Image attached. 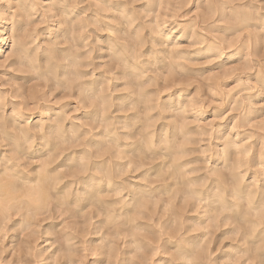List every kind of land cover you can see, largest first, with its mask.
I'll return each instance as SVG.
<instances>
[{
	"label": "rangeland",
	"instance_id": "rangeland-1",
	"mask_svg": "<svg viewBox=\"0 0 264 264\" xmlns=\"http://www.w3.org/2000/svg\"><path fill=\"white\" fill-rule=\"evenodd\" d=\"M0 23V264H264V0H0Z\"/></svg>",
	"mask_w": 264,
	"mask_h": 264
},
{
	"label": "bare ground",
	"instance_id": "bare-ground-1",
	"mask_svg": "<svg viewBox=\"0 0 264 264\" xmlns=\"http://www.w3.org/2000/svg\"><path fill=\"white\" fill-rule=\"evenodd\" d=\"M55 17H56V16H55ZM15 21H16V20H15ZM6 28H7V27H5L4 25H2V23H0V49H1L2 46L6 45L7 43L10 42V40H8V38H7V36H6V32H5V31H6ZM182 31H183V30H182ZM10 32H11V30H10ZM113 32H114V31H113ZM152 35H153V34H152ZM168 36H169V35H168ZM167 40H168V39H167ZM174 49H175V48H174ZM213 49H214V48H213ZM207 51H209V50H207ZM102 53H103V52H102ZM99 54H101V53H99ZM123 55H124V54H123ZM77 57H78V56H77ZM135 58H136V57H135ZM131 68H132V67H131ZM133 71H134V70H133ZM142 71H143V70H142ZM140 76H141V75H140ZM56 79H57V78H56ZM83 81H84V80H83ZM87 87H88V86H87ZM87 89H88V88H87ZM87 89L84 90V91L87 92ZM140 89H141V88H140ZM81 92H82V91H81ZM86 92H85V93H86ZM78 94H79V93H78ZM98 95H99V94H98ZM85 98H87V97H85ZM149 100H150V99H149ZM84 102H85V101H84ZM152 103H153V102H152ZM49 108H50V107H48V109H49ZM40 115H41V114H40ZM149 118H150V117H149ZM66 119H67V118H66ZM13 120H14V119H13ZM99 121H100V120H99ZM125 121H126V120H125ZM94 122H95V121H94ZM71 123H72V122H71ZM62 125H63V124H62ZM40 126H41V125H40ZM3 127H4V126H3ZM49 127H50V126H49ZM62 127H63V126H62ZM50 128H51V127H50ZM149 128H150V127H149ZM18 130H19V129H18ZM62 130H63V129H62ZM6 131H7V130H6ZM75 131H76V130H75ZM149 132H150V131H149ZM105 133H106V132H105ZM106 134H107V133H106ZM151 136H152V135H151ZM107 137H108V136H107ZM131 139H132V138H131ZM131 139H130V140H131ZM177 139H178V138H177ZM103 140H104V138H103ZM116 140H117V138H116ZM116 140H115V141H116ZM113 143H114V142H113ZM116 144H118V143L116 142ZM119 144H120V143H119ZM134 144H135V143H134ZM180 144H181V143H180ZM18 145H19V144H18ZM121 145H122V144H121ZM121 145H118V146L122 147L123 145H122V146H121ZM124 145H125V144H124ZM131 145H133V144H129V146H131ZM17 147H19V146H17ZM93 147H94V146H93ZM125 147H127V146H125ZM115 148H116V147H115ZM154 148H155V147H154ZM119 149H120V148H119ZM126 149H127V148H126ZM106 150H107V149H106ZM127 150H128V149H127ZM18 151H19V150H18ZM87 151H88V150H87ZM124 153H125V151H124ZM48 155H49V154H48ZM125 155H126V154H125ZM108 156H109V155H108ZM111 156H112V155H111ZM121 157H122V156H121ZM124 157H125V156H124ZM160 157H161V156H160ZM2 158H3V157H2ZM108 158H109V157H108ZM0 159H1V158H0ZM119 159H120V158H119ZM129 159H131V158H129ZM135 159H136V158H135ZM6 160H7V158H6ZM8 160H9V158H8ZM10 161H11V160H10ZM109 161H110V160H109ZM128 161H129V160H128ZM145 161H146V160H145ZM158 161H159V160H158ZM4 162H5V159H4L3 163H4ZM12 162H13V161H12ZM47 162H48V161H47ZM121 162H122V161H121ZM132 162H133V161H132ZM139 162H140V161H139ZM149 162H150V161H149ZM1 163H2V162H1ZM8 163L11 164V162H8ZM8 163H7V164H8ZM13 163H14V162H13ZM108 163H109V162H108ZM125 163H126V162H125ZM130 163H131V162H130ZM165 163H166V162H165ZM4 164H5V163H4ZM133 164H134V162H133ZM126 165H128V164H126ZM11 166H13V165H11ZM18 166H19V165H18ZM18 166H17V167H18ZM142 166H143V164H142ZM171 166H172V165H171ZM171 166H170V167H171ZM0 167H1V166H0ZM15 167H16V166H15ZM15 167H14V168H15ZM19 167H20V166H19ZM104 167H105V166H104ZM134 167H136V166H134ZM11 168H12V167H10V166H8V165H7L6 168H5V165H4V168H2L3 171H2V169H1V171H0V175L2 174V175L0 176V178H1L3 175L7 174V173H8L7 171H11ZM128 168H129V167H128ZM138 168H139V167H138ZM168 168H169V166H168ZM106 169H107V167H106ZM139 169H141V168H139ZM16 170H17V168H15V171H14V172H16ZM135 170H136V169H135ZM17 171H19V170H17ZM39 171H40V170H39ZM49 171H50V170H49ZM107 171H108V170H107ZM235 171H236V170H235ZM11 172H12V174L14 173L13 170H12ZM39 173H40V172H39ZM105 173H106V172H105ZM107 173H108V172H107ZM118 173H119V172H118ZM10 174H11V173H8L7 175L11 176ZM16 174H19V173L16 172ZM16 174H15V175H16ZM20 174H21V172H20ZM20 174H19V175H20ZM19 175H18V176H19ZM33 175H34V174H33ZM159 175H160V174H159ZM24 176H27V175H24ZM54 176H55V174H54ZM164 176H165V175H164ZM171 176H173V175H171ZM11 177H12V176H11ZM15 177H16V176H15ZM15 177H12L11 179L13 180V178H14V181H15L16 178H17V177L15 178ZM21 177H22V176H21ZM37 177H38V176H37ZM37 177H36V178H37ZM44 177H45V176H44ZM44 177H43V178H44ZM49 177H50V176H49ZM91 177H92V176H91ZM18 178H20V177H18ZM31 178H32V177H31ZM31 178H29V175H28V178H25V179H24V177H23V180H25V181L28 182V183H32ZM40 178H41V179H39V178H38V179H34L33 182L36 181V184L32 183L33 185L36 186V187H35L36 189L32 187V191L34 192V194H33V193H32V194L34 195V197H35V196L38 197V198L35 197V202L37 201V203H39L40 199H41V201H42V198H43L42 195L44 194L43 192H46V191H47V190H46V191H43V190H45V189H43V186H46V185H44V184L42 185L44 179H42V176H41ZM55 178H56V177H55ZM106 178H107V177H106ZM156 178H157V177H156ZM2 179H4V178H1V180H2ZM7 179L10 180V178L7 177L5 180H3V183H4V181H6ZM21 179H22V178H21ZM47 179H48V178H47V176H46V180H47ZM50 179H51V178H50ZM90 179H91V178H90ZM104 179H105V178H104ZM17 180H19V179H17ZM23 180H19V181H22L21 183H23V182H24ZM41 180H42V181H41ZM48 180H49V179H48ZM51 180H52V179H51ZM98 180H99V179H98ZM7 181H8V180H7ZM49 181H50V180H49ZM100 181H101V180H100ZM144 181H145V180H144ZM9 182H11V181H9ZM55 182H56V181H55ZM86 182H87V181H86ZM207 182H208V181H207ZM216 182H217V181H216ZM13 183H15V182L12 181V182H11V185H12ZM16 183H18V182H16ZM16 183L14 184L15 186L17 185ZM48 183H49V182H48ZM51 183H53V182H51ZM87 183H88V182H87ZM87 183H85L86 185H84V187H86V188L89 187V185H87ZM153 183H154V182H153ZM217 183H218V182H217ZM7 184H8V183H7ZM19 184H20V183H19ZM39 184H41V185H39ZM56 184H57V183H56ZM4 185H5V184H4ZM29 185H30V184H29ZM96 185H97V184H96ZM100 185H101V184H100ZM111 185H113V184H111ZM5 186H6V185H5ZM15 186H14V188H15ZM18 186H19V185H18ZM18 186H17L16 188H18ZM23 186H25V184H24ZM23 186L21 185L20 188H19V190H20ZM54 186H55V185H54ZM106 186H107V185H106ZM231 186H232V185H231ZM238 186L240 187V185H238ZM26 187H27V186H26ZM239 187H238V190L240 189ZM242 187H243V186H242ZM2 188H3V187L0 186V189H2ZM4 188H5V187H4ZM6 188H8V187H6ZM12 188H13V187H12ZM16 188H15V190H16ZM24 188H25V187H24ZM24 188H22V189L24 190ZM44 188H46V187H44ZM51 188H52V187H51ZM82 188H83V187H82ZM86 188H84V189L86 190ZM144 188H145V187H144ZM208 188H209V187H208ZM233 188H234V187H233ZM10 189H11V188H10ZM10 189L5 190L6 192L8 191L7 193H10V195H8L9 197L11 196V192H9ZM22 189H21V191H22ZM25 189H26V188H25ZM29 189H30V188H28L27 191H29ZM118 189H119V188H118ZM15 190H14V192H15ZM30 190H31V189H30ZM80 190H81V189H80ZM147 190H148V189H147ZM206 190L208 191V189H206ZM238 190H237V191H238ZM242 190H243V191H242ZM242 190H239V191H238L237 194L240 195V197L238 196V198H242L241 195H243V194H244L243 192H245L244 189H242ZM254 190H255V189H254ZM24 191H25V195H27V193H26L27 191H26V190H24ZM24 191H22V192H23V195H22V193H20V195L18 194L19 197L22 196L21 199H22V198H24V199H26V198L29 199V198H30V199H31V198H32V194L29 195L30 193L28 192V195H29V196L26 197V196L24 195ZM149 191H150V190H149ZM158 191H159V190H158ZM240 191H241V192H240ZM6 192H5V193H6ZM14 192L12 191V193L14 194V197H16L17 200H18V199H19V198L17 197L18 195L15 196V193H14ZM16 192H17V191H16ZM19 192H20V191H19ZM68 192H69V191H68ZM79 192H80V191H79ZM116 192H117V191H116ZM145 192H146V191H145ZM169 192H170V191H169ZM200 192H201V191H200ZM208 192H209V191H208ZM246 192H247V191H246ZM254 192H255V191H254ZM3 193H4V192H3ZM3 193H1V194H2V195H5V193H4V194H3ZM42 193H43V194H42ZM98 193H99V192H98ZM195 193L197 194L196 191H195ZM249 193H250V192H248V195H249ZM16 194H17V193H16ZM47 194H48V193H47ZM165 194H166V193H165ZM205 194H206V192H205ZM235 194H236V192H235ZM251 194H252V193H250L249 196H251ZM2 195H1V196H2ZM134 195H136V193H135ZM201 195L203 196V194H201ZM252 195H253V194H252ZM254 195H255V194H254ZM254 195H253V196H254ZM24 196H25V197H24ZM30 196H31V197H30ZM43 196H44V195H43ZM210 196H211V194H210ZM210 196H209V194H208V195L205 196V198H206V199H207V198H210ZM244 196L246 197V195H244ZM260 196H262V195H260ZM9 197H8V200H11V201H12L13 199H9ZM41 197H42V198H41ZM44 197H45V196H44ZM61 197H62V196H61ZM61 197H60V198H61ZM63 197H64V196H63ZM134 197H136V196H134ZM245 197H243V198L245 199ZM3 198H4V197H2V199H3ZM16 198H15V199H16ZM131 198H132V197H131ZM137 198H138V196H137ZM158 198H159V197H158ZM214 198H215V197H213V199H214ZM218 198H219V197H218ZM246 198H248V197H246ZM251 198H252V196H251ZM251 198H249V200H250ZM259 198H260V197H259ZM21 199H19V200H20L19 202H21ZM33 199H34V198H33ZM61 199H62V198H61ZM97 199H98V198H97ZM201 199H202V198H201ZM206 199H205V200H206ZM210 199H211V198H210ZM262 199H264L263 196H262ZM262 199H261V201H262ZM0 200H1V198H0ZM22 200H23V199H22ZM44 200H45V199H44ZM134 200H135V199H134ZM203 200H204V199H203ZM246 200H248V199H246ZM3 201H5V200L3 199V200L0 201V202L2 203ZM6 201H7V200H6ZM6 201H5V202H6ZM41 201H40V202H41ZM135 201H136V200H135ZM199 201H200V200H199ZM236 201H237V200H236ZM14 202H17V201L14 200ZM19 202H17V204L15 205L16 208L19 207V206L17 207V205H18ZM22 202H24V201H22ZM22 202H21V203H22ZM33 202H34V200H33ZM200 202H201V201H200ZM225 202H226V201H225ZM256 202H258V201H256ZM8 203H9V202H8ZM10 203H12V202H10ZM21 203H20V204H21ZM220 203H221V202H220ZM262 203H263V202H262ZM4 204H5V203H4ZM6 204H7V203H6ZM12 204H13V203H12ZM12 204H11V206H10V205H9V206L12 207ZM35 204H36V203H35ZM46 204H47V203H46ZM137 204H138V203H137ZM211 204H212V203H211ZM230 204H231V203H230ZM21 205H24V204H21ZM39 205H40V204H39ZM249 205H251V204L249 203ZM255 205H256V204H255ZM257 205H259V204H257ZM257 205H256V207H257ZM36 206H37V205H36ZM6 207H7V206H6ZM256 207L253 206L252 208H253V209H256ZM25 208H26V207H25ZM123 208H124V207H123ZM258 208H259V207H258ZM8 210H9V209H8ZM256 210H258V209H256ZM9 212H10V211H9ZM0 213H1V212H0ZM7 214H8V213H7ZM1 215H2V214H1ZM257 215H258V214H257ZM2 216H3V215H2ZM115 216H116V215H115ZM256 218H257V217H256ZM113 219H114V218H113ZM259 219H260V217H259ZM253 220H254V219H253ZM255 220H256V219H255ZM16 222H17V221H16ZM20 222H21V221H20ZM204 224H205V223H204ZM256 224L259 225L260 223L258 222V223H256ZM250 225H251V224H250ZM248 227H249V226H248ZM252 229H253V233H254V236H255V232H256V231H255V227H254V228H253V227L251 228V230H250L251 232H252ZM248 230H249V229H248ZM262 230H263V229H262ZM250 231H249V233H250ZM254 231H255V232H254ZM253 233H252V234H253ZM247 234H248V233H247ZM261 234H262V233H261ZM250 235H251V233H250ZM250 235H249V236H250ZM256 235H257V234H256ZM254 236H252V237L254 238ZM247 237H248V235H247ZM260 237H261V236H260ZM257 238H258V237H257ZM255 239H256V237H255ZM244 240H245V239H244ZM244 240H243V241H244ZM262 244H263V243H262ZM250 250H251V249H250ZM196 251H197V250H196ZM183 257H184V256H183ZM183 257H182V258H183ZM184 262H185V261H184Z\"/></svg>",
	"mask_w": 264,
	"mask_h": 264
}]
</instances>
